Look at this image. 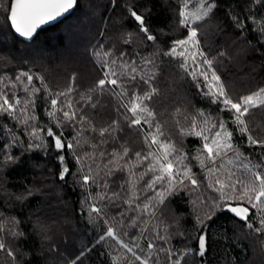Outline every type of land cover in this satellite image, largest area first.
<instances>
[{"label": "trees", "instance_id": "obj_1", "mask_svg": "<svg viewBox=\"0 0 264 264\" xmlns=\"http://www.w3.org/2000/svg\"><path fill=\"white\" fill-rule=\"evenodd\" d=\"M7 2L11 3V0ZM215 2L217 8L214 12L197 24L198 38L205 53L215 58L213 67L235 99L264 88V44L260 43L257 30L264 26V0L259 3L254 0ZM198 3L199 0H189V9L195 11ZM145 4L153 9L148 13V23L150 31L157 37L155 43L147 41L138 31L137 22L129 12V8L143 12ZM180 7L177 0H78L71 15L41 30L32 42L14 34L7 13L0 10V91L10 101L33 99L35 104L30 107L40 124L52 126L59 133L60 129L51 125L45 109L49 107L47 102L53 94L72 86L74 91L70 99L77 108L85 105L81 114L86 115L97 129L119 122L118 129L104 137L85 125L77 124L75 128L65 125L64 136L69 142L78 143L75 153H65L73 178L61 180L63 165L56 159L57 153L50 147L46 151H25L30 137L23 123L0 115V145L3 146L0 158L8 151L13 136L21 143L12 148V153L23 152L19 163L0 167V221L7 220V228L11 226V218L15 217L21 221L19 230L25 234L13 237L7 231L0 233L6 246L0 251V264H71L77 256L80 259L76 264H129L131 254L106 236L108 225L126 242L131 243L139 236L136 241L139 248L135 250L142 257L153 254L152 264H171L161 249H172L175 252L172 259L183 256L181 264H264V231H255L260 227L264 213L250 209L253 229L247 228L244 221L227 211L216 212L210 221L205 218L219 193L209 187L208 174L195 159L202 146L201 140L183 135L182 130H190L192 117L197 115L198 109L217 122L230 114L218 112L219 106L209 103L200 94L199 88L178 67L177 61L163 55L173 40L185 36L186 30L179 25ZM231 16H238L244 22L243 31ZM125 39L131 42L125 44ZM104 51L112 53V59L126 51L128 55L124 59L130 63L135 61L137 68H143L145 73H150L153 65L145 66L144 59L154 60L157 75L153 84L158 92L146 103L154 110V122L159 123L164 133L160 139L170 140L181 156L187 153L183 164L191 168L198 181V186H193L185 180L188 187L157 205L155 217L147 212L141 214V209L136 207H142L155 196L146 186L152 174L141 175L146 171L148 161L140 162L136 158L137 152L143 155L149 150L144 131L141 126H129L120 100L107 93L92 91L100 78L95 53ZM23 72L33 76L31 83L26 77H21L20 81L15 79ZM137 83L139 88L135 90L142 94L148 86L141 81ZM33 88L40 91L33 95ZM83 94L91 95L94 102L98 100L97 106L93 108L81 100ZM245 120L253 137L264 140V108L251 109ZM80 128L84 130L79 132L77 129ZM228 128L233 132L234 145H238L253 164L264 158V148L249 147L246 136L234 123L229 122ZM45 139L50 140L46 136ZM102 140L103 144L100 143ZM125 149L127 156L123 160L118 164L110 163L114 159L111 153H123ZM75 155L83 158L85 170L90 167L96 180L90 189L96 198H90L88 203H85L88 192L79 183L82 177ZM230 157L231 153L224 158L225 162ZM119 165L124 167L116 170ZM178 167L182 170V165ZM256 171L264 172V168ZM236 174L241 175V171ZM26 189H32L33 195L22 202L16 200L15 196ZM104 193H107L106 197L99 198ZM134 193L139 199L129 207L126 201ZM91 204L101 209L99 216L92 213L94 220L88 215ZM197 217L210 225L211 246L204 257L196 251V236L200 231ZM145 228L147 231L141 234V229ZM157 232L167 236L168 241L159 239ZM102 234L105 240L97 243ZM150 242L156 245L154 249L147 247ZM7 249L14 252L15 261L7 255ZM190 249L192 251L184 255Z\"/></svg>", "mask_w": 264, "mask_h": 264}, {"label": "snow or ice", "instance_id": "obj_2", "mask_svg": "<svg viewBox=\"0 0 264 264\" xmlns=\"http://www.w3.org/2000/svg\"><path fill=\"white\" fill-rule=\"evenodd\" d=\"M177 2L181 5L178 12L181 18L179 25L186 30L185 36L173 40L171 46L167 51L163 52V55L177 61L178 67L192 79L199 88L200 94L209 103L219 106L217 108L218 112L230 114L226 119H220L217 122L198 109L197 115L192 117L190 130H182L183 135L194 136L201 140L202 146L195 159L199 162L201 169L206 170L210 180L209 187H213L219 193L218 199L213 200L212 210L205 213V218L210 221L216 212L227 211L233 214L234 217L244 221L247 228L253 229V223L250 219L253 212L250 209H255L257 213H264V172L256 171V169L264 168V158L253 164L251 159L239 150V146L233 144V132L229 130L228 124L232 122L237 126L239 132L246 136L249 147L264 148V140H258L253 137L245 120L251 109L264 108V88L234 99L213 67L215 58L209 57L205 53L198 38L199 29L197 24L204 21L205 18L214 12L217 8L215 0H199L195 11L189 9V0H177ZM254 2L259 3L260 0H254ZM76 4L77 0H11V3H8L7 0H0V10L7 13L6 18L14 34L24 40L31 41L42 25L64 16ZM142 7L144 8L143 12L129 8L131 18L137 22L138 31L144 34L146 40L155 43L157 37L150 31L148 23L150 19L148 13L153 9L149 4H145ZM231 19L242 31L245 29L244 22L238 16H231ZM257 30L260 33L259 41L264 44V26L259 27ZM130 42V39H125L124 41L125 44ZM95 55L99 61L100 78L97 79L95 88L92 91L99 94L107 93L120 100V107L124 108L123 115L129 126H141V130L144 131V140L149 150L143 155L137 152L136 158L140 162L148 161L146 171L141 175L152 174L146 185L148 189L155 193V196L151 199L156 200L157 205H162L169 197L178 195L180 191L188 187L185 184V180L193 186H198L195 173L192 172L191 168L183 164L187 153L181 156L180 150L170 140L167 138L160 139V137L164 136V133L159 123L154 122L156 117L154 110L146 103L151 101L152 97L158 92L153 84L157 75L154 70V60L144 59L145 66L153 65L150 73H145L143 68H137L135 61L130 63L124 59L128 55L126 51H121L114 59L111 58L112 53L107 51L97 52ZM21 77H26L28 83L33 80V76L27 72L20 73L15 79L20 81ZM138 81L148 86L142 94L140 91L135 90L139 88ZM12 87H16L15 83L12 84ZM27 91L28 88L26 87L25 92ZM39 91L40 89L33 88V95ZM73 91L74 88L69 86L66 90L53 94L51 100L47 102L49 107L45 109V114L49 118L51 125L60 129L59 133L54 131L52 126L40 124L39 118L33 108L30 107L35 104L33 99L24 101L15 99L10 101L7 95L0 91V115H7L23 123L30 137L25 151H46L50 147L51 150L57 153L56 159L63 165L60 170L61 180L73 178L70 167L66 163L65 153L67 151L75 153L76 144L78 143V141L75 143L69 142L64 136L65 125L73 128L77 124L85 125L92 132H98L101 137H104L106 133L112 135L119 126V122L114 121L108 127L97 129L86 115L81 114L85 105L81 104L77 108L72 99H70ZM130 92L131 94H129ZM125 98H127L126 103L124 102ZM80 99L86 101L93 108L99 103L98 100L94 102L92 96L88 94L81 95ZM117 111H119V108ZM144 126H146V130ZM205 126H207V131L210 135L205 134ZM153 128L155 129L154 132L152 131ZM212 129L216 130L212 132ZM77 130L82 132L84 129L80 128ZM41 133L45 135L42 136ZM45 136L50 138V140H46ZM20 143L17 137H12V143L8 146V151L0 158V167L19 163L23 152L14 155L12 148L19 147ZM100 143L103 144L104 141L102 140ZM2 147L0 145V148ZM93 147H96V145H93ZM229 153H231V157L225 162L224 158L229 156ZM100 155H103V152ZM110 155L114 157L110 163L118 164L120 160L127 156V149L123 153L113 152ZM74 158L80 164L79 173L82 180L79 183L88 192V195L85 196V203H88L90 198H96L90 191L92 185L96 184V180L92 176L90 167L85 170L82 163L83 158L80 155H75ZM217 161H220L219 165ZM178 165H182V170ZM122 167L124 165H119L116 170ZM237 171H241V175H237ZM245 173L250 175H245ZM157 185H159V189H157ZM104 187H107V185H104ZM31 195H33V190L26 189L24 193L15 196V199L22 202ZM106 195L107 193H104L99 198L103 199ZM113 195L116 196L118 194L113 193ZM136 199H139V196L134 193L132 198L126 203L129 204V207H132ZM237 201L239 203H236ZM245 204L247 206H244ZM136 207L141 209V214L147 212L150 216L155 217L156 215L157 208L151 203H145L142 207L136 205ZM92 213L99 216L101 209L95 204H91L89 205L88 215L90 219L94 220L95 217L92 216ZM197 220L200 231L196 236V251L200 257H204L211 246L210 225L205 224L199 217H197ZM7 223V220L0 221V233L7 231L13 237H23L25 235L22 230H19L20 220L12 217L11 226L5 228ZM145 231H147L146 228L141 229V234ZM255 231H264V215L261 216L260 227L256 228ZM106 236L114 240L120 248L131 254L129 264H137V262L138 264H152L153 254L142 257L135 250L139 248V244L136 242L140 239L139 236L131 243L126 242L111 225L106 228ZM157 237L165 242L168 241V237L161 236L159 232H157ZM105 238V235L102 234L97 243L104 241ZM5 247L3 240L0 239V251H4ZM147 247L154 249L156 245L150 242ZM161 250L166 252L171 264H181L183 256L172 259L175 256V252L172 249ZM140 251H143V249H140ZM191 251V249L188 250L184 255H188ZM7 255L15 261L16 257L11 249H7ZM79 259L80 257L77 256L71 261V264H76Z\"/></svg>", "mask_w": 264, "mask_h": 264}, {"label": "water", "instance_id": "obj_3", "mask_svg": "<svg viewBox=\"0 0 264 264\" xmlns=\"http://www.w3.org/2000/svg\"><path fill=\"white\" fill-rule=\"evenodd\" d=\"M77 5H78V0H77V4H76V6H74L73 9L69 10V12L66 13L64 16H62V17H60V18H57L55 21H50V22H48L47 24L42 25V26L37 30L36 35L33 37V39H32L31 41L24 40L23 38H21V39L24 40V41H26V42H32V41L37 37V35L39 34V32H40L41 30L46 29V28H48V27H50V26H53V25H55V24L61 22L63 19H65V18L68 17L69 15H71V14L74 12V10L77 8ZM17 36H18V35H17ZM18 37H19V36H18Z\"/></svg>", "mask_w": 264, "mask_h": 264}, {"label": "rangeland", "instance_id": "obj_4", "mask_svg": "<svg viewBox=\"0 0 264 264\" xmlns=\"http://www.w3.org/2000/svg\"><path fill=\"white\" fill-rule=\"evenodd\" d=\"M205 128H206L205 134H209V135H210V133H208V131H207V126H205ZM215 130H216V129H212V132H214ZM232 142H233V141H232ZM233 144H234V143H233ZM157 189H159V188H157ZM153 197H154V196H153ZM148 203H151V204H153L154 206H157V201L154 200V199H150Z\"/></svg>", "mask_w": 264, "mask_h": 264}]
</instances>
